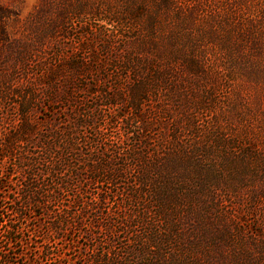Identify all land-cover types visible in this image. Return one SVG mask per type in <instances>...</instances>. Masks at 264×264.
Segmentation results:
<instances>
[{
    "label": "rangeland",
    "instance_id": "rangeland-1",
    "mask_svg": "<svg viewBox=\"0 0 264 264\" xmlns=\"http://www.w3.org/2000/svg\"><path fill=\"white\" fill-rule=\"evenodd\" d=\"M30 98L33 121L95 115L71 157L116 170L60 189L46 124L8 150ZM0 264H264V0H0Z\"/></svg>",
    "mask_w": 264,
    "mask_h": 264
},
{
    "label": "trees",
    "instance_id": "trees-1",
    "mask_svg": "<svg viewBox=\"0 0 264 264\" xmlns=\"http://www.w3.org/2000/svg\"><path fill=\"white\" fill-rule=\"evenodd\" d=\"M67 68L71 69L72 71L74 70L76 72H79L83 69V66L78 63H72L68 65ZM67 71L68 70L57 67L56 69H52L51 71H49L46 76H43L41 82L43 86H46V88L50 90L51 93V95H45L46 98H48L49 100H54L55 97H53V95H56L58 98L60 97L68 100L67 95L69 91L67 90L72 86L73 80L70 79V75L65 73ZM54 84L58 85L57 88L53 87ZM114 92H109L107 93V95L105 94L104 98L106 100V103L110 105L124 103L125 99H123L119 95L120 93ZM141 97H136L132 99L133 101H130L129 104H131V109L134 108L136 111L137 109H139L138 106L140 107L142 103L141 101H143V98L141 100ZM31 104L32 98L27 100L24 105H21L23 107L21 112V121L19 125L15 127L13 131L9 132L5 137V146L8 150H11L12 152L18 141H31V136L38 131L37 125L46 124V131L44 132L43 130L38 141V143L40 144L39 146L42 148L44 154V157L41 161L42 164L46 166V168L43 169L42 174L45 175L48 173L52 176L54 174L61 175L60 182H58L60 189H72L76 184V181H81L83 179H91L92 181H97L99 179L101 180L105 173L110 170H116L114 169L113 165L115 162L117 163V157H71L72 150L76 145V141H78V134H76L77 127L91 123H93L94 125V120L97 118L95 115L91 116L90 114H85L82 117V114H80L78 115V117H75L70 123L64 121L63 125H61L62 123L52 121V119L50 118L51 116L45 111V109H42L43 111H45L44 114L46 115V117H41L40 121H33L31 118H29V116H27L31 112H29V110L32 108ZM49 110L53 112V109L49 108ZM24 116H27L28 118H24ZM136 117L140 118L141 115L136 114ZM76 160H78V163L75 162ZM49 168H53L52 171L49 170V172L51 173L48 172ZM69 169L75 172V176L78 180L74 181L73 179L65 176V171ZM84 170L87 171L85 173V176L82 173V171ZM141 178L143 183L150 182L151 180L148 173H143ZM58 191H56L51 186H48L46 190L38 188L33 196L35 198H39V200L36 201L37 203H41L42 199L44 200V202H52L53 200L60 199L61 193ZM47 197H49V199H46ZM102 200H106L103 195L99 196V201ZM22 217L25 218L26 215H22ZM59 223L60 221L56 222L55 220V222H53L51 226V228L56 233H59V231H61L62 229L58 227ZM76 223L78 224V220L76 221ZM13 232L14 231H11V240H14Z\"/></svg>",
    "mask_w": 264,
    "mask_h": 264
}]
</instances>
